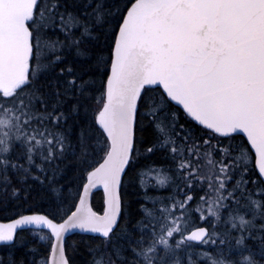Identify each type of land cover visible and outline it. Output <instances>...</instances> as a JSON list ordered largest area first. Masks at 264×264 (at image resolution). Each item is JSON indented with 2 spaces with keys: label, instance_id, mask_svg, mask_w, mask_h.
Returning a JSON list of instances; mask_svg holds the SVG:
<instances>
[{
  "label": "snow or ice",
  "instance_id": "6c2138e0",
  "mask_svg": "<svg viewBox=\"0 0 264 264\" xmlns=\"http://www.w3.org/2000/svg\"><path fill=\"white\" fill-rule=\"evenodd\" d=\"M0 264H264V0H0Z\"/></svg>",
  "mask_w": 264,
  "mask_h": 264
},
{
  "label": "trees",
  "instance_id": "16d2710c",
  "mask_svg": "<svg viewBox=\"0 0 264 264\" xmlns=\"http://www.w3.org/2000/svg\"><path fill=\"white\" fill-rule=\"evenodd\" d=\"M0 222H6V219H4L3 217H0Z\"/></svg>",
  "mask_w": 264,
  "mask_h": 264
}]
</instances>
